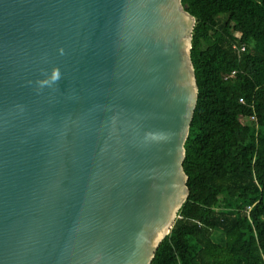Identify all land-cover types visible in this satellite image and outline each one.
Returning <instances> with one entry per match:
<instances>
[{
    "label": "water",
    "instance_id": "1",
    "mask_svg": "<svg viewBox=\"0 0 264 264\" xmlns=\"http://www.w3.org/2000/svg\"><path fill=\"white\" fill-rule=\"evenodd\" d=\"M181 0H0V264H150L189 190Z\"/></svg>",
    "mask_w": 264,
    "mask_h": 264
},
{
    "label": "trees",
    "instance_id": "2",
    "mask_svg": "<svg viewBox=\"0 0 264 264\" xmlns=\"http://www.w3.org/2000/svg\"><path fill=\"white\" fill-rule=\"evenodd\" d=\"M181 4L198 88L189 195L150 264H264V0Z\"/></svg>",
    "mask_w": 264,
    "mask_h": 264
},
{
    "label": "built area",
    "instance_id": "3",
    "mask_svg": "<svg viewBox=\"0 0 264 264\" xmlns=\"http://www.w3.org/2000/svg\"><path fill=\"white\" fill-rule=\"evenodd\" d=\"M233 49L237 50L238 53H239V52H244V50H245L244 47H241V48H239V49H236V47H233ZM238 102H239V103H243V100H242V99H239Z\"/></svg>",
    "mask_w": 264,
    "mask_h": 264
},
{
    "label": "rangeland",
    "instance_id": "4",
    "mask_svg": "<svg viewBox=\"0 0 264 264\" xmlns=\"http://www.w3.org/2000/svg\"><path fill=\"white\" fill-rule=\"evenodd\" d=\"M235 36H236V37L239 36V32H237V33L235 34Z\"/></svg>",
    "mask_w": 264,
    "mask_h": 264
}]
</instances>
